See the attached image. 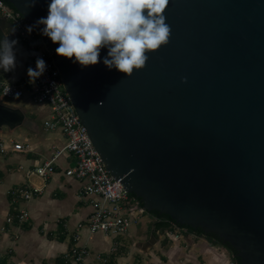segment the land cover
Masks as SVG:
<instances>
[{
  "label": "water",
  "instance_id": "water-1",
  "mask_svg": "<svg viewBox=\"0 0 264 264\" xmlns=\"http://www.w3.org/2000/svg\"><path fill=\"white\" fill-rule=\"evenodd\" d=\"M1 1L40 33L108 171L171 217L153 222L151 243L177 223L264 264V0H169L170 41L131 76L104 65L107 48L87 67L58 56L36 24L51 0ZM24 121L0 103V129Z\"/></svg>",
  "mask_w": 264,
  "mask_h": 264
},
{
  "label": "crops",
  "instance_id": "crops-1",
  "mask_svg": "<svg viewBox=\"0 0 264 264\" xmlns=\"http://www.w3.org/2000/svg\"><path fill=\"white\" fill-rule=\"evenodd\" d=\"M12 24L9 20H3L0 23L3 37L17 41L14 46L15 68L7 72L0 69V103L20 108L25 114V121L14 129L8 126L0 129V136L5 138L0 139V142H5L9 147L8 152H0L4 156L0 158V264H72L74 237L79 231L80 224H83L84 228L81 230L82 238L79 244H87L90 248V255L82 264H125L127 262L131 264L133 257L131 253L133 254L136 250V257L139 260L142 257L145 264H231L236 262L233 253L224 245L197 233L172 240L165 238L164 230H162L156 243H151L153 222L156 219L150 222L146 241L136 240L137 235L143 234L140 224L133 232L129 231L126 236L115 239L103 234V240H110V247L104 249L106 246L102 243L98 245L91 242L96 234L89 237V231L85 226L91 207L89 202L80 195L81 182L65 175V169L73 163L71 157L66 158L65 155L59 157L55 172L46 179L37 175L27 176L29 169L50 159L58 149L62 148L66 139L62 132L49 131L44 123L41 125L36 123L37 113L30 107L33 99L27 90L25 95L20 97L23 100L18 103H9L2 99L3 84L24 83L30 67L26 47L17 49L20 40ZM25 85L28 88L27 84ZM47 106L40 105L39 108L44 109ZM52 115L51 109L50 117L47 116L44 120L50 119ZM6 127L8 130L4 131ZM19 128L23 129L18 131ZM8 138L12 139L11 142H7ZM14 142L23 143L26 149L13 150ZM24 183L38 187L41 192L26 205L30 212L28 221L23 224L16 219L8 221L14 213L9 192L12 188ZM115 245L117 250L114 251ZM127 248L130 249L129 252ZM99 254L102 255L101 259L98 258ZM104 258L108 261L104 262Z\"/></svg>",
  "mask_w": 264,
  "mask_h": 264
},
{
  "label": "built area",
  "instance_id": "built-area-1",
  "mask_svg": "<svg viewBox=\"0 0 264 264\" xmlns=\"http://www.w3.org/2000/svg\"><path fill=\"white\" fill-rule=\"evenodd\" d=\"M0 15L11 21L16 27L17 37L27 49L30 67L36 68L38 57L46 62V70L34 82L27 74L26 83L20 85L4 83L2 94L8 98H19L24 96L27 90L35 103L48 105L52 109L53 115L44 122L45 128L49 131L62 132L66 139L62 148L58 149L50 159L29 169L27 176L37 175L46 179L55 172L59 157L62 155H65L66 158L71 157L73 163L65 169V175L81 182L80 195L90 204L91 212L88 215L87 223H85L89 237L97 233L114 239L126 236L132 225L138 222L140 216L148 212L141 207L138 199L130 194L122 183H119L121 179H115L106 168L64 87L53 54L47 49L40 33L19 12L1 0ZM29 26L32 27L30 33L27 30ZM12 149L24 151L26 147L23 143L14 142ZM8 150L9 147L5 142H0V152L5 153ZM40 192L41 189L28 183L12 188L9 194L14 213L8 218V221L16 219L20 224L28 221L30 212L26 205ZM83 226V224L79 225V231L74 237L72 264H82L90 255L89 246L79 244ZM191 234L189 228L174 224L172 228L164 229L163 235L165 238L174 240L186 238ZM116 248L117 245L114 246V251L117 250ZM98 258L101 259L102 255L99 254ZM107 261L104 258V262ZM231 264H236V262Z\"/></svg>",
  "mask_w": 264,
  "mask_h": 264
},
{
  "label": "clouds",
  "instance_id": "clouds-1",
  "mask_svg": "<svg viewBox=\"0 0 264 264\" xmlns=\"http://www.w3.org/2000/svg\"><path fill=\"white\" fill-rule=\"evenodd\" d=\"M35 2L30 0L29 6ZM168 4L169 0H51L46 18L36 24L59 45L58 56L74 57L87 67L98 64L101 49L107 48L104 65L131 76L146 66L147 53L169 43L172 30L164 15ZM27 30L30 33L32 27ZM16 43L0 40V69L5 72L16 66ZM45 70L46 62L38 57L36 68L29 67L27 74L34 82Z\"/></svg>",
  "mask_w": 264,
  "mask_h": 264
},
{
  "label": "rangeland",
  "instance_id": "rangeland-1",
  "mask_svg": "<svg viewBox=\"0 0 264 264\" xmlns=\"http://www.w3.org/2000/svg\"><path fill=\"white\" fill-rule=\"evenodd\" d=\"M20 46V47H19ZM24 46L21 42L18 41V44H17V49H21V47ZM2 99H4L6 102H9V103H18L20 101H22L23 99L22 98H8V97H5L4 95L2 96ZM40 104H37L35 102H31V105L30 107L36 111L37 113V119H36V123L38 125H41L44 123V119L45 117L49 116L50 117V114H51V109L48 108V106L44 109H40L39 108ZM23 128H19L18 131L22 130ZM4 131H7L8 128H4L3 129ZM0 139H5L3 138L2 136H0ZM12 139L8 138V141L7 142H11ZM13 140H14V136H13ZM4 156L2 154H0V158H3ZM155 220L154 217H152V215H150V213H146V214H143L140 216L139 220L137 223L139 224H136L134 223L131 227V232H133L135 230L136 227L140 226V224L142 225V229H143V234L141 235H137L136 236V240L138 241H141V242H144L146 241V236L148 235V228L150 226V222L152 223V221ZM104 239V235L102 233H97L95 235V238L91 241L92 243H97L98 245H102L103 246H106V248L104 249H107V247H110V240H103ZM128 252L130 251L129 248H127ZM136 250V249H135ZM137 255V250L136 251H133V254L131 253V256L132 257V260H131V264H145V262L143 261V258L141 257V259L139 260L138 257H136ZM139 255V254H138ZM125 264H130V262H127ZM147 264V263H146Z\"/></svg>",
  "mask_w": 264,
  "mask_h": 264
},
{
  "label": "trees",
  "instance_id": "trees-1",
  "mask_svg": "<svg viewBox=\"0 0 264 264\" xmlns=\"http://www.w3.org/2000/svg\"><path fill=\"white\" fill-rule=\"evenodd\" d=\"M141 201H142V199H141ZM142 205L144 206L143 201H142ZM150 215H152V217H156L157 219H171V217L169 215H167V214H161L158 211H152V212H150ZM175 224H177V223H175ZM177 225L182 226L180 224H177ZM186 227H188L189 230H190V232H192V233H197L199 235H204L203 230L200 229V228L199 229H194V228H192L190 226H186ZM207 237L209 239H211V240H214L215 242H217L219 244L224 245L226 248H228L233 253L234 259L236 261V264H239L240 263V259L236 255V251L229 244H224L222 242V240L218 236L213 235V234H208Z\"/></svg>",
  "mask_w": 264,
  "mask_h": 264
},
{
  "label": "flooded vegetation",
  "instance_id": "flooded-vegetation-1",
  "mask_svg": "<svg viewBox=\"0 0 264 264\" xmlns=\"http://www.w3.org/2000/svg\"><path fill=\"white\" fill-rule=\"evenodd\" d=\"M155 219H157L156 217H154Z\"/></svg>",
  "mask_w": 264,
  "mask_h": 264
}]
</instances>
